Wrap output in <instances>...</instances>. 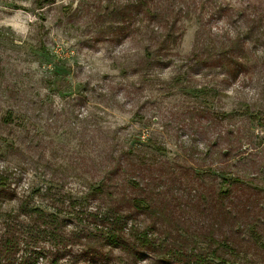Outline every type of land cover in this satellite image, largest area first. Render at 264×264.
<instances>
[{"label": "rangeland", "instance_id": "obj_1", "mask_svg": "<svg viewBox=\"0 0 264 264\" xmlns=\"http://www.w3.org/2000/svg\"><path fill=\"white\" fill-rule=\"evenodd\" d=\"M134 2L0 0L1 264H264V0Z\"/></svg>", "mask_w": 264, "mask_h": 264}, {"label": "trees", "instance_id": "obj_2", "mask_svg": "<svg viewBox=\"0 0 264 264\" xmlns=\"http://www.w3.org/2000/svg\"><path fill=\"white\" fill-rule=\"evenodd\" d=\"M147 1L148 0H135V2H134L135 4H133V6L144 5ZM116 7L117 6L112 1V4L110 5V7H108V11L110 13L109 15L113 16L116 13V11H117ZM148 10L151 13V10L150 9H148ZM119 11H120V9H119ZM151 14H153V13H151ZM250 33H251L250 30H246L245 35L248 37L250 35ZM168 37H169V35H167V39H168ZM249 39H251V37ZM253 41H254V39H253ZM21 210L24 212V214L26 216H31L32 214H36L37 216H39V220H40L41 224H44L46 226H51L55 230L57 229L58 221H57L55 216L44 214L39 209H34V208L27 209L26 203H24ZM120 222H122V217L115 215V218H114V221L112 222V224L113 225L119 224ZM55 230H48L46 228L42 229L40 227H37V228L27 227V233H28V235L31 236L30 242H32L33 244L36 243L35 240H37L40 235H48V236H51L52 238H55L54 237V236H56ZM108 240L113 245H116L119 242L118 235L115 232H111L108 235ZM17 248H18V243L15 241L14 238H6V239L2 240V238L0 236V264L3 263L4 261H10L13 258L12 257L13 254L16 253ZM33 254L36 256L35 262H37L38 257H39V252L34 251ZM25 263L27 264L25 258H23V256H21L20 264H25ZM193 264H216V263H214L210 259L208 260V258H206L203 254H197V255H195V259L193 260Z\"/></svg>", "mask_w": 264, "mask_h": 264}]
</instances>
